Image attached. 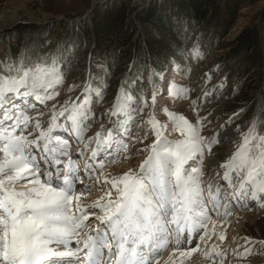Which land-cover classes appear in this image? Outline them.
Listing matches in <instances>:
<instances>
[{
	"label": "snow or ice",
	"instance_id": "snow-or-ice-1",
	"mask_svg": "<svg viewBox=\"0 0 264 264\" xmlns=\"http://www.w3.org/2000/svg\"><path fill=\"white\" fill-rule=\"evenodd\" d=\"M94 50L70 36L0 54V264H158L169 249L168 264L198 250L211 264H228L233 243L242 264L264 252V239L249 236L222 247L234 211H264V120L229 134L244 106L226 120L207 109L229 84L227 74L212 83L223 69L190 88L133 51L107 99L113 65ZM176 52L201 55L198 41L191 56L180 45ZM169 60L173 71H187ZM165 88L173 104H187L161 109ZM260 105L264 112V99ZM225 144L228 153L217 150ZM130 156L142 159L106 174ZM96 184L103 194L84 199Z\"/></svg>",
	"mask_w": 264,
	"mask_h": 264
},
{
	"label": "rangeland",
	"instance_id": "rangeland-1",
	"mask_svg": "<svg viewBox=\"0 0 264 264\" xmlns=\"http://www.w3.org/2000/svg\"><path fill=\"white\" fill-rule=\"evenodd\" d=\"M181 1L183 0H110L104 6L102 4L107 2L106 0H0V54H3L9 46L11 48L15 46L16 50L34 41L42 43L44 39L51 41L55 46L57 41L69 35L86 39L88 33L90 34L88 50H93L94 45L93 55L101 59L107 55L108 63L113 65L110 62L111 47L98 44L94 37L95 20L102 14L105 15L119 6H124L126 25L134 33L132 53L138 52L137 47L140 43L148 49L147 51H150L152 39L150 28L148 29L147 24L141 21L140 17L150 9H155L162 16L169 18L178 37L183 40L179 42L178 38H174L173 42L164 46L172 48L175 45L174 42L178 41V45L184 49V55L191 56L190 49L193 43L198 41L201 53L199 59L176 56V62L180 68L187 71H173L172 63L164 56L166 51L162 50L159 62L161 68L167 69L166 80L192 88L201 83L200 78L206 72L219 66L223 71L218 74L213 73L212 83H216L224 74H227L229 84L221 90V95L216 102L207 105V109L213 110L226 120L233 111L244 106V110L239 112L238 117L233 118L234 122L227 129L229 134L234 132L237 125L247 127L252 120L258 122L264 120V112L260 105V101L264 99V0H207L206 18L202 24L192 20L190 15L193 9L188 7L186 0H184V9L175 4ZM171 2L173 5L169 4ZM186 10L189 16L185 13ZM214 15H216V26L211 25ZM184 23L187 24L186 38L182 35ZM223 27H225L224 34ZM246 31L255 35V47L247 56L230 60V62L222 61L223 58H228V53L236 49V39ZM174 53L177 52L174 51ZM79 54L86 55V52L81 48ZM248 58L250 61L247 60ZM147 59L155 65L152 53L147 55ZM83 66L84 62L81 61L80 67L76 70L77 75L82 73ZM93 71H96L95 67ZM122 72L119 71L114 75L111 70L107 99L112 98V93L116 90L115 81L119 80ZM234 85L238 89L236 92L231 91ZM166 93L165 88L164 95L157 97V105L161 109L164 106L180 109L187 104V101L173 104ZM198 95V90L191 92L193 98ZM96 110L100 111V108L97 107ZM147 111L148 109H145V113ZM160 115H163L162 111ZM133 131L135 134V129ZM231 149V144L217 148L224 153H228ZM141 159L142 157L136 156H130L128 159L121 158L122 163L116 162L119 168H115L114 171L120 175L129 167L138 165ZM115 164H111L113 168ZM111 165L106 167V172L110 170ZM95 190L92 187L91 192H96ZM260 218L257 224L248 223L243 230L245 234L239 235V239L243 236L252 237L256 241L264 239V215ZM228 256L233 259V252H228ZM242 264H264V252L254 253Z\"/></svg>",
	"mask_w": 264,
	"mask_h": 264
},
{
	"label": "trees",
	"instance_id": "trees-1",
	"mask_svg": "<svg viewBox=\"0 0 264 264\" xmlns=\"http://www.w3.org/2000/svg\"><path fill=\"white\" fill-rule=\"evenodd\" d=\"M185 2L189 8L193 9L192 14L190 15L192 20L202 24L206 18V3L208 1L186 0ZM169 4L173 5V2ZM175 4L178 6L180 5V8L184 9V0ZM185 13L189 16L187 10ZM140 19L147 24L146 26H148V29L150 28V36L152 37L150 42V51H147L148 49H146L141 43L138 45L137 53H140L141 49H143V54L140 56V60L147 59V55L152 53L155 66L161 68L159 56L162 55V50L166 51L164 56H166L167 61H169V57L178 56L177 53H174V51H176L178 41L174 42L175 45L172 48H170V46L164 45L173 42L174 38H178L179 42L180 40H183L178 37V34L176 33L174 26L170 23L169 18L162 16L155 9H150V11L141 16ZM212 20L213 21L211 25L216 26V15H214ZM224 32L225 27H223L222 30L223 34ZM93 34H95L94 37L96 38L98 44L100 43L101 45L103 44L111 47L110 62L113 63V67L111 69L112 73L115 75L116 73L118 74L119 71H123L125 58L132 54L134 37V33L126 25V10L124 6H119L115 10L109 11L105 15L102 14L97 20H95ZM87 35L88 36L86 37V40L89 43L90 34L87 33ZM70 36L72 35H69L68 37ZM78 37L81 40L85 39L83 37L81 38L80 36ZM31 41L32 39L30 42ZM235 44L236 49H234L231 53H228V58H223L222 61L225 60L230 62V60H236L247 56V54L250 53V51L256 45V37L253 33L246 31L240 34V36L236 39ZM12 50H15V46L12 48ZM113 53H115V60H113ZM156 57L157 59H155ZM247 60L250 61L249 58Z\"/></svg>",
	"mask_w": 264,
	"mask_h": 264
},
{
	"label": "bare ground",
	"instance_id": "bare-ground-1",
	"mask_svg": "<svg viewBox=\"0 0 264 264\" xmlns=\"http://www.w3.org/2000/svg\"><path fill=\"white\" fill-rule=\"evenodd\" d=\"M102 5H106L110 2V0H106ZM235 139V137H234ZM120 163H122L121 160H119ZM115 164V163H114ZM115 168H119L116 166V164L111 165L109 167V171L106 172V174H109L110 176H118L116 173ZM108 169V168H107ZM96 190V192H91L88 194L84 199L88 201H93L98 198V196L103 194L104 189L101 188L99 184H96L93 186ZM264 215V212L260 210L256 205H252L250 209L248 210H242L239 212L234 211L233 214L229 217V223L224 225L223 228L226 229L228 238L223 242L222 247L224 246H229L230 242L235 240H239V235H244L245 233L243 232L244 228L247 226L248 223L250 224H257L258 220L261 219L260 217ZM235 247V244H231L229 247L228 252H232V248ZM171 250L169 249L167 252H164L162 256L159 259L158 264H168V258ZM230 254V253H229ZM227 256L226 260L228 264H240V262L234 258V256ZM183 264H211L210 261H208L204 255L202 254L201 251L194 252L191 257L185 258L183 260Z\"/></svg>",
	"mask_w": 264,
	"mask_h": 264
}]
</instances>
